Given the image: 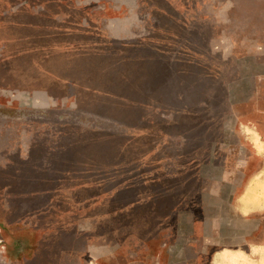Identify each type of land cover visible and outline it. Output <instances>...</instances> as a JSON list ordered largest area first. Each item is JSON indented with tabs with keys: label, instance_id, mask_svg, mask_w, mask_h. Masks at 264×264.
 Instances as JSON below:
<instances>
[{
	"label": "rangeland",
	"instance_id": "rangeland-1",
	"mask_svg": "<svg viewBox=\"0 0 264 264\" xmlns=\"http://www.w3.org/2000/svg\"><path fill=\"white\" fill-rule=\"evenodd\" d=\"M0 264H264V0H0Z\"/></svg>",
	"mask_w": 264,
	"mask_h": 264
}]
</instances>
